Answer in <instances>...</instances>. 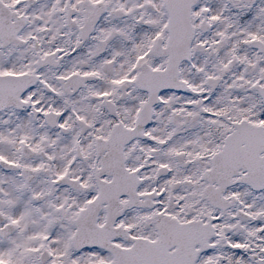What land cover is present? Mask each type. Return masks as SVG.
I'll list each match as a JSON object with an SVG mask.
<instances>
[{
	"label": "snow or ice",
	"instance_id": "6c2138e0",
	"mask_svg": "<svg viewBox=\"0 0 264 264\" xmlns=\"http://www.w3.org/2000/svg\"><path fill=\"white\" fill-rule=\"evenodd\" d=\"M0 264H264V0H0Z\"/></svg>",
	"mask_w": 264,
	"mask_h": 264
}]
</instances>
